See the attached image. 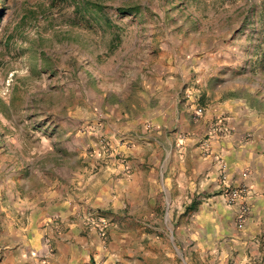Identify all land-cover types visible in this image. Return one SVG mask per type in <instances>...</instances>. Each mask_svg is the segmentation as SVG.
<instances>
[{
	"label": "rangeland",
	"instance_id": "374dc122",
	"mask_svg": "<svg viewBox=\"0 0 264 264\" xmlns=\"http://www.w3.org/2000/svg\"><path fill=\"white\" fill-rule=\"evenodd\" d=\"M217 65L222 68L215 70ZM246 72L264 88V0H0V184L10 176L41 178V163L72 158L70 135L86 144L83 153L94 172L103 160L125 163L129 157L106 128L112 114L107 107L117 108L116 114L124 110L121 121H133L132 105L142 88L168 76L180 99H174L170 129L157 133L147 121L137 135L116 134L119 146L142 144L140 164L155 167L156 201L145 202L139 212L128 213L127 206L120 216L139 229L135 248L141 264H240L251 257L244 244L225 232L212 242L210 233L198 235L192 216L179 214L218 209L226 217L232 211L225 206L239 202L212 204L202 185L189 202L192 196L183 192L178 174L169 188L166 166L179 160L172 154L168 161L165 153L171 136L176 148L191 136L183 111L192 104L207 111L217 94L228 91L216 85L245 79ZM198 87L196 101L188 102ZM252 104L264 110L263 102ZM187 113L194 121L195 111ZM224 117L212 123L222 127ZM238 213L236 223L244 224L245 202ZM101 237L107 241L108 228Z\"/></svg>",
	"mask_w": 264,
	"mask_h": 264
},
{
	"label": "crops",
	"instance_id": "0c3cea01",
	"mask_svg": "<svg viewBox=\"0 0 264 264\" xmlns=\"http://www.w3.org/2000/svg\"><path fill=\"white\" fill-rule=\"evenodd\" d=\"M246 38L247 34L242 37L244 42ZM219 58L218 55L214 59ZM231 58L235 61L237 56ZM164 68L170 74L175 72L172 67ZM220 68L217 65L215 70ZM248 74L245 79L233 82L227 78L216 85V89L228 91L216 93L201 119L193 121L187 113L198 108L195 104L183 111L193 126L191 136L177 148L171 136L165 154L168 161L175 154L179 162L174 166L169 162L165 171L169 188L171 178L178 174L183 192L192 196L189 202L201 185L206 188L203 193L212 195V204L215 200H227L232 190L244 188L246 193L233 195L238 204L229 209L225 206L232 211L226 217L218 209L182 210L179 214L192 216L198 235L210 233L212 242L225 232L224 235L230 233L235 244H244L251 257H243L240 264H264V110L252 104L254 100L264 103V88L251 82ZM167 77L153 79L152 85L142 88L132 105L133 121H121L124 110L116 114L117 108L107 107L112 114H108L106 128L114 144L129 157L125 163L116 158L103 160L94 172V164L83 153L86 144L70 135L66 142L67 150L74 153L72 158L65 157L58 165L41 163V178L10 176L0 184V264H141L135 248L139 229L130 223V218L126 220L125 215H120L125 214L127 206L128 213L131 209L139 212L145 202L156 201L152 187L155 167L140 164L145 153V149L138 150L142 144L133 149L119 146L116 134L120 136L121 131L137 135L147 121L152 122L157 133L170 129L174 103L180 99L174 81ZM198 91L199 87L192 88L187 101H196ZM221 115L225 116L222 133L209 139L206 149L204 138L213 120ZM189 187L191 192L187 191ZM244 202L248 217L238 225L235 219L240 203ZM100 219L107 220L109 225L107 241L95 226ZM228 221L231 229L226 231Z\"/></svg>",
	"mask_w": 264,
	"mask_h": 264
},
{
	"label": "built area",
	"instance_id": "2783aa9c",
	"mask_svg": "<svg viewBox=\"0 0 264 264\" xmlns=\"http://www.w3.org/2000/svg\"><path fill=\"white\" fill-rule=\"evenodd\" d=\"M205 112V109L203 107H198L196 110H195V113H194V119L197 120L199 119L203 113ZM221 131V127L219 126V123H213L207 133V136H205V139H204V147L206 149H208L209 147V139H211L212 137L214 136H217ZM232 195L229 196L228 198L230 199H234L237 194H244L246 193L245 192V189L244 188H239L238 190H232L231 191ZM234 195V196H233ZM90 223V222H89ZM97 228H98V232L100 233V235L102 236H105L106 235V231H107V228H108V222L107 220L105 219H100L99 220V224L98 225H95Z\"/></svg>",
	"mask_w": 264,
	"mask_h": 264
}]
</instances>
